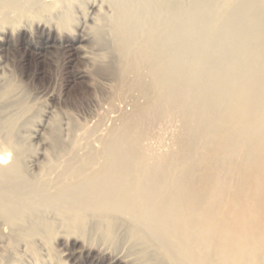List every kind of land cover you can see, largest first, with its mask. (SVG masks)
<instances>
[{
    "label": "bare ground",
    "instance_id": "1",
    "mask_svg": "<svg viewBox=\"0 0 264 264\" xmlns=\"http://www.w3.org/2000/svg\"><path fill=\"white\" fill-rule=\"evenodd\" d=\"M105 1L117 77L144 102L100 149L93 141L95 151L63 164L69 142L57 124L44 161L26 156L37 135L14 118L0 124V230L47 238L55 225L42 212L52 210L81 236L95 218L114 245L124 228L133 255L113 258L122 263L264 264V0ZM53 2L0 0V25ZM171 118L181 123L177 149L151 152L144 139ZM65 255L80 264L81 252Z\"/></svg>",
    "mask_w": 264,
    "mask_h": 264
},
{
    "label": "rangeland",
    "instance_id": "2",
    "mask_svg": "<svg viewBox=\"0 0 264 264\" xmlns=\"http://www.w3.org/2000/svg\"><path fill=\"white\" fill-rule=\"evenodd\" d=\"M113 12L105 0L53 2L38 15H24L16 21L11 18L9 23L0 25V124L14 118L21 133L37 135L30 139L33 146L26 156H38L43 161L51 156L50 133L55 124L65 146L69 142L64 155L58 156L60 164L76 153V157L83 156L85 152L81 150L87 152L89 147L91 151L98 146L100 149L110 130L122 123V115H131L136 101L144 102L136 90H126L117 77V53L111 33ZM66 15L69 18L63 25ZM94 25L100 28V42ZM155 124L151 137L148 135L143 141L145 147L153 153L177 149L181 129L178 118ZM77 145L83 148L79 150ZM42 215L55 225V231L47 238L38 235L30 243L19 235H12L11 239L0 230V264L8 259L10 264H77L78 259L74 262V258L65 255L67 252H81L80 264H93L89 259H97L95 264H130L113 260L115 256L133 255L130 256L131 243L124 228L118 229L123 239L114 245L103 238L95 218L87 219V233L81 236L66 231L54 211H43Z\"/></svg>",
    "mask_w": 264,
    "mask_h": 264
}]
</instances>
